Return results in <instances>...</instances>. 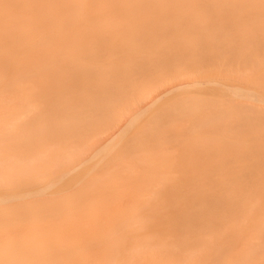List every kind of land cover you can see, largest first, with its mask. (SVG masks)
I'll list each match as a JSON object with an SVG mask.
<instances>
[{"label": "bare ground", "instance_id": "obj_1", "mask_svg": "<svg viewBox=\"0 0 264 264\" xmlns=\"http://www.w3.org/2000/svg\"><path fill=\"white\" fill-rule=\"evenodd\" d=\"M176 33L195 36L189 47H177L176 52L182 58L191 52L194 68L183 67L180 73L176 69L170 79H165L167 74L159 76L168 84L178 77L184 79L161 89L164 98H169L160 109L172 106L170 113L176 110L178 113L174 114L185 118L198 115L180 125L181 138L182 131L187 130L183 133L188 138L184 137L186 146L190 148L194 141L185 156L192 164L200 163L201 168L183 200L184 210L180 214L169 212L167 221L157 213L146 215L140 211L141 207L153 206L155 193L161 190V183L164 186L165 177L157 176L150 184L152 189L149 186L141 193L142 201L130 205L136 209L128 212L112 211L105 216L96 211L41 212L42 204L50 206L68 199H26L29 191L40 187L34 185L40 184L44 168L40 166L45 160L52 163L49 167L44 164L52 176L45 185L47 190L62 179L57 172L62 168L59 165L66 166L60 173L64 175L90 160L93 153L100 155L106 140L110 143L121 133L130 132L132 120L139 116L136 114L143 115L158 99L146 106L151 91H144L139 94L140 99L136 96L139 100L134 98L136 104L128 102L118 121L104 127L107 139L99 132L92 141L79 144L63 140L42 149L39 145L46 132L59 128L56 123H46L45 108L42 109L38 93L36 96L39 84L58 78V68L66 65L68 54L72 60L75 53L83 55L91 48L133 54L146 49L145 44L136 49L137 44L146 43L143 37ZM224 33L231 35L229 40ZM117 38H132L135 43H120ZM213 58L217 60L213 62ZM155 60L172 67L173 59ZM141 66L150 64L144 61ZM44 70L48 74L55 71L46 78ZM118 71L106 81L103 79L109 73L103 78L102 70L99 81L80 69L71 71L63 86L72 96L81 90L92 95L93 105L102 110L105 100L115 91L114 81L121 77L114 78ZM195 93L196 97L190 98ZM80 95L85 94L79 92L73 97L75 102L80 103ZM181 95L183 103H173ZM129 114L136 117L126 123L123 118ZM74 119L73 125L80 127L76 125L79 117ZM91 122L87 121L86 129ZM190 127L195 131L193 141H189L193 138ZM138 128L140 131L142 127ZM175 143L167 148L163 144L167 152L161 147V155L159 145L155 149L159 153L147 159L173 166L172 162L180 157ZM68 173L63 177L68 178ZM73 205L69 202L67 207ZM107 222L111 225L105 226ZM0 264H264V0H0Z\"/></svg>", "mask_w": 264, "mask_h": 264}, {"label": "rangeland", "instance_id": "obj_2", "mask_svg": "<svg viewBox=\"0 0 264 264\" xmlns=\"http://www.w3.org/2000/svg\"><path fill=\"white\" fill-rule=\"evenodd\" d=\"M182 33H176V34L171 35V36L163 34L161 36H157V37H153V38L143 37V40L148 44H146V43L137 44L136 49L141 48V44H145L147 46L144 48H146L147 50L144 49L143 52L142 51H134L135 53H133V54L122 53V55H119V54H121V52L118 53V51L115 50V51H111V52H114L115 55H113V53L108 51V49L98 51L96 48L94 49L95 51L93 50L94 51L93 52V51H91L92 48L90 47L91 49H87V52L83 55L80 52L75 53L77 55H75V57H73L74 58L73 60H74V62H76V60H77L76 63L72 62L73 60L71 58V54H68V56H67V62L68 63L66 62V65L62 66L61 69L58 68L60 71L58 78H55L52 82H48V83L45 81L47 84L42 80L43 81L42 84H39V86L36 90V96L38 93V95L40 97L39 98L40 103L43 106L42 109L45 108L46 123L47 124L50 122L56 123V124H58V128H59V130L57 129L56 131L55 130H53V131L48 130L49 132H46V135L43 136V138H42V136H40V138H42L43 142H42V144H40L41 146L39 145V147L40 148L42 147V149H44L49 144L53 145L54 143H58V142L63 141V140H67L68 141L67 143H70L71 141H73V142H76L79 144H80V142L81 143H85V141L88 142L89 139H90V141H92L95 138H97L96 136H97V134H99V132H100L101 136L104 137V139L105 138L107 139L108 137L105 134V130H106L105 128H108L109 126H111V124L118 121V119H119L118 116H120V114L123 113L124 107L127 106L126 109L128 108L129 103H130V105L132 103L136 104L138 102L137 100L140 99L139 94H142L141 92L151 91L150 102L146 103V106L149 105L153 100H155V99H158V100L155 104L150 105L151 107H148V109H147L148 111L146 110L147 112L146 111L143 112V115H142V113L136 114V116L137 115H139V116H138L137 120H135V121L132 120L133 128L132 127L128 128V129H131L130 132H129V130H127L126 132L121 133L120 135H118L116 137L115 140L110 141V143L108 140H106L107 142H104V143H107V144L103 143L105 145V147L103 148V150L100 151L103 154L98 152L100 154L98 156H97V154L95 155V153L92 154L93 156L90 155V157H89L90 160L87 159L81 163V165H83L85 163H86V165H83V166L80 165L79 166V164H78V166L76 168H73V172L72 171H70V173L66 172L69 174L68 178H66L67 174L65 172H64V175H63V173H62V175L60 174L61 170L63 168H64L63 170L65 171L66 166L64 167V166L59 165V167H62L59 170H57L59 167L56 166L58 176H60L59 179H61V178L62 179L61 180L58 179L59 184H57V185L54 184L55 186L51 187L50 189L46 190L45 185L47 183H50V180L52 179V176L50 173L51 170L49 171V168H48L52 163L50 161L45 160L42 163L43 165L40 164L41 165L40 167L44 166V168L41 169L42 178L40 179V184L34 185V187L35 186H40V187H36L33 190L29 191L27 193L26 199L27 200L38 199V200L42 201V199L44 200L46 197H49V196L50 197L54 196L55 198L61 197V196L62 197L67 196V198H68L67 200H65V203L64 202H54L50 206H45L44 204H42V207L40 208V209H42L41 212L47 211V212H51V213H59V212L63 213V212H66L67 210L96 211V212L102 213L104 216L108 213H111L112 211L128 212V211L136 209V208L131 207L130 205L133 203L142 201L141 193L142 192L144 193V191L146 189L148 190V187L152 183V180L155 182L154 179H157L159 176L165 177L164 180L166 179V181L164 182V186H163V183H161L162 185H160V187H159L161 190L159 192L155 193L156 196H154L155 199L153 200V206L141 207L140 211L144 212L146 215H149L152 212L157 213V214L161 215V217L164 218V221H167L166 217L168 216L167 214L169 212H171L173 214H180L184 210V208L186 207L184 205L185 196L189 194L188 190H190V189L192 190L191 187H193V184L196 180V171H199L201 168H200V165L198 166V164H200V163L192 164L191 162H189L190 160L189 161L187 160L188 157L185 156V152L193 146L192 143L194 142L193 141L194 140V137H193L194 134H192V132H195V131H192V130L194 128L192 129L190 127L191 130L189 129L191 131L193 138L190 136L191 134L190 135H189V133L186 134V135L190 136L189 137L190 139L192 138L189 141H193L191 143V147L189 148L190 145L186 146V144L184 143L185 138H187V137H185V135L183 133L187 132V130L185 129L184 131H182L183 136L181 138L180 134H181V130L183 128L182 127L180 128V125H182L184 122H186L190 118L197 119L198 115H195L194 117L191 116L189 118L188 117L185 118V117H181L180 114H174L177 112L176 110L173 113L174 114L173 115L172 112L170 113V111H171L170 109H174V108H172L171 105H170L171 108H169L168 110H165L166 108H164V110H161L160 108H162L164 102H166L165 99L169 98V96L168 97L166 96V98H164L165 96H163V95H165V94L163 92H161L162 91L161 89L169 88L170 86H172L174 84L181 83L184 79L178 77L176 81L171 83L170 82L171 80H170L169 84H168V83H165L163 81V79H164L163 77H162V79L159 77V76H165L164 74H167V76H165L167 78H165V79H168V78L170 79L172 72L174 73L176 71V69H177V73H178L179 70L183 67L186 70H187V68H194V62L191 60V57H192L191 52L187 53L188 52L187 50L183 51L184 53H187V54H185L186 55L185 58H182L180 53L177 54L178 56L176 55L177 47H181V48L189 47L191 45L192 41H194V39H195V36L193 34H190V33L182 34ZM224 34L226 35V37L229 40L231 35L228 33H224ZM219 36H221V38H222L223 33H220ZM121 39L117 38L118 42L122 43V42L127 41L125 44L135 43L134 42L135 40H133L132 38L131 39L130 38H126V39L123 38L122 40ZM108 40H114V39H108ZM173 45H176V46H173ZM150 47L154 48V50L151 49ZM116 52L118 55L116 54ZM82 53H84V52L82 51ZM79 54H81V55H79ZM72 56H74V55H72ZM76 56L79 57V59ZM138 57H139V59H138ZM157 58L160 60H162V59L167 60L168 58L173 59L172 67L167 66L165 63L162 64V62L155 60ZM193 58H195V60H197L196 56H193ZM79 60H81V61L79 62ZM88 60H90V62ZM212 60H214L213 62H215V60H217V58H213ZM104 61H106V62H104ZM144 61H147L150 64V66H145V67L141 66L144 63ZM78 62H79V64H77ZM98 62H100V63H98ZM82 63H83V65H82ZM91 63L93 65L92 68L94 67L96 69V67H99L100 70H97V71L93 70L94 68L93 69L91 68ZM105 63H106V65H110L108 68L111 67L112 69H115V70L113 71L111 69L108 71V68H106V67H105L106 68V70H105V68H103L104 66H106ZM73 64H76L77 66L73 65ZM99 64H101L102 66L101 65L98 66ZM87 65H90V66H87ZM72 67L73 68L75 67L74 68L75 70L72 69ZM77 67L80 69L81 72H83L84 74H87L89 77H92V79H94V78L97 79L98 81L101 80V79H98V77H99L98 75H100L101 70H102L101 77L103 76V78H104L105 74L108 75V73H109V75L106 76L103 80L110 77L111 73H114V72L119 70L118 74L116 76H114V75L113 76H114V78H117L118 75L121 77H119L120 79L118 78L116 81H114L113 85H114L115 91H114L113 95L110 94L112 96L107 98L108 101L105 100L106 102H104L105 105L103 104L104 106L102 107V110L95 108V106L92 103V101L94 100L92 95H90V94L86 95V93L84 91L82 92V90L79 91L80 93H82V94L84 93L85 95H83L84 97L82 95H80L81 99L80 98L78 99V100H80V103H77V102H75L76 100H74V99L77 97L76 95H79V92L78 93L75 92V94H73V96H72V93H70L68 91V87L63 86L64 81L67 80V79H65V77H68L67 74L71 73V71H79V69ZM89 68H91V69H89ZM129 68H131V69H129ZM103 70H105V72H107V73L104 74ZM54 71L55 70H53L51 72V74ZM90 71H91V75H90ZM120 71L122 72V74H124L123 76H122ZM169 72H171L169 74L170 76H168ZM44 73H45L44 76L46 78L50 77V75H51V74H48V70H44ZM190 73L194 74V72H191V71H190ZM94 74H96V75H94ZM156 74L158 75V77L156 76ZM155 76H156V78H155ZM157 78L158 79L160 78V80H158ZM149 80H150V82H149ZM105 81H103V83ZM119 81L121 82V84L123 86H121L119 84L120 83ZM158 82H159V86H158ZM57 84H59L60 86H57ZM120 86H121V88H120ZM83 87H84V84H83ZM86 87L89 89L90 86L86 85ZM123 87H125V88L123 89ZM121 89H122V91H121ZM119 90L121 91V93ZM123 90H125V91H123ZM146 92H144V93H146ZM109 93H111V92H109ZM132 94H135V95L132 96ZM130 95H131V97H129ZM88 96L90 98H88ZM117 96H118V98H117ZM136 96H138L137 98H139V99H137ZM186 96L184 95V97H186ZM189 96H192L190 98L196 97V93L189 95ZM73 97H74V99H73ZM121 98L122 99L124 98V99L122 100ZM134 98L137 100H135ZM114 99H116V100H114ZM49 100H51L50 103H49ZM109 100H111V101L109 102ZM113 100H114V102H113ZM124 100H128V101H124ZM134 100H135V102H134ZM173 100H174L173 103H175V102L177 103V101H178L179 106H180L181 102L183 101V95L178 97V100H176V101H175V99H173ZM173 100L171 98V101H173ZM87 101H89V102H87ZM122 101H123V103H122ZM81 102H82V104H81ZM108 103H110V104H108ZM48 104H50L49 110H48V107H46ZM71 104H72V106H70ZM74 104L77 106L73 107ZM143 104L145 105V103H143ZM82 105H84V106H82ZM174 105H176V104H174ZM115 106H116V110L114 108ZM166 106L164 105V107H166ZM176 106H174V107H176ZM179 106H178V108H179ZM84 107L86 109H84ZM71 108H73V109L71 110ZM77 108L79 110H76ZM178 108H177V110L180 109V108L179 109ZM181 109H183V107ZM66 110H67V112H66ZM82 111H83V114L81 113ZM114 111H116L115 114H114ZM76 115H77V117H79V125L78 124H76V125L80 126V127L74 126L75 123H73V122L75 120L74 118H77ZM106 115H108V116H106ZM85 116H86V118H85ZM97 116L100 119L97 118ZM136 116H132L129 114V115L125 116L123 118V120L126 121V123H129L131 121V119L133 117H136ZM66 117H67V119H66ZM103 117H104V119H103ZM113 117H115V118H113ZM56 118L58 120H56ZM52 119H53V121H52ZM71 119H72V121H71ZM59 120H62V121H59ZM63 120H64V122H63ZM81 120H82V122H80ZM83 120H84V122L86 120V122L84 124H83ZM107 120H109V121H107ZM87 121L88 122L93 121L95 124L93 122H91L90 125L88 126V129H86L87 124H89V123H87ZM106 121L108 123H106ZM65 122H66V124H64ZM67 122L69 123L68 124L69 126L67 125ZM109 122H110V125H109ZM146 122H147V124H145ZM143 124H145V126H143ZM61 126H62V128H60ZM65 126H68L67 128L69 131H67V128ZM140 126L142 128L140 131H138V129H139L138 127H140ZM69 127H71V128L73 127L72 130ZM178 127L180 128V130L178 129ZM77 128L79 131L77 130ZM101 128H104V129H101ZM86 130L88 132H86ZM94 133H95V136L93 135ZM178 134H179V136H178ZM92 135H93V137H92ZM195 136H196V134H195ZM102 137H99V138H102ZM177 137L179 138V140H177L178 139ZM104 139H103V141H105ZM195 139H197V138H195ZM166 141H168V142H166ZM111 142H113V143H111ZM175 142L178 143L177 146L179 148L178 151H179L180 157H177V158L178 159L180 158V160L177 161L178 159H176V160L174 159L175 162L174 161L173 162L175 164L172 162L173 166L170 167L171 161L169 163L170 165L168 166V163H167V165H165L166 162L164 164L163 160L159 159L160 161H162V163H163V165H162L157 160L154 161V163H153L150 161V159H147L149 156H151V154L155 155V154H157V152L159 153V151H155V149L157 150V147H159V145H160L159 149L161 147L163 148L164 145L167 148V146H169V145L172 146V144ZM111 144H112V146H110ZM106 145H108V146H106ZM174 145H176V143ZM113 147H114V149H113ZM186 147H188V148L186 149ZM110 148H112V149H110ZM171 148H173V147H171ZM148 149H151V151H147ZM165 149H164V151L167 152ZM192 149H194V148H192ZM176 150H177V148H176ZM89 151H87V153H89ZM91 151H94V150H91ZM190 151H189V153H192V151L191 152ZM165 152H163V153L165 154ZM161 153L162 152L160 149L159 154L161 155ZM189 153H187L188 156L190 155ZM85 155H87V154H85ZM193 155H194V153H193ZM95 156H97V157L100 156V157L95 158ZM91 157H92V159H91ZM102 157L103 158L105 157L104 160L102 159ZM191 157H192V154H191ZM191 157H190V159H194ZM151 158H153V157L151 156ZM164 161H167V160H165V158H164ZM191 161H193V160H191ZM196 161L198 162L199 160H196ZM44 164H47L48 167ZM66 169H67V171L69 170L68 167ZM71 172H72V174H71ZM85 173H87L88 175H86ZM63 176H66V177H63ZM70 176L71 177L73 176L74 178L72 177V179H71ZM63 178H65V180ZM152 185L150 186V188L152 187ZM38 188H39V190H38ZM190 195L192 196L191 193H190ZM150 201L152 202V199ZM69 202L74 203V205L71 208L67 207ZM104 225L109 226L111 224H110V222H107V224H104ZM200 260H203V259H200Z\"/></svg>", "mask_w": 264, "mask_h": 264}]
</instances>
